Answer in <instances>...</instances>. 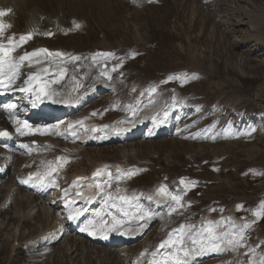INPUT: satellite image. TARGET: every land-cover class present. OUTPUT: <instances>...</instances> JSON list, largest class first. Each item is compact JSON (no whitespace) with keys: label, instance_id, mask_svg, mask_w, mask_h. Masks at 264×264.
<instances>
[{"label":"rangeland","instance_id":"1","mask_svg":"<svg viewBox=\"0 0 264 264\" xmlns=\"http://www.w3.org/2000/svg\"><path fill=\"white\" fill-rule=\"evenodd\" d=\"M143 1L139 8L127 0H114L116 14L107 18L99 10L101 23L96 19V11L91 7L85 10L84 4L77 12L90 23L81 31L71 25L68 32L73 37L58 36L55 24L50 21L45 27L52 32L41 41L54 46L70 41V51L85 53L104 39L114 46L127 39L128 51L114 49L109 57L95 58L92 66L87 57L80 58L72 85L91 84L93 91L99 85L112 88L97 91L94 95L107 93L95 96L98 101L86 113L102 125L111 119L110 105L122 97L120 102L130 99L128 111L113 116L115 119H130L137 109L143 110L145 103L158 101L159 110L152 119L160 120L171 103L176 110L172 116L175 128L172 120V125H166L171 134L160 137L152 120L142 134L147 137L136 143L114 140L104 144L110 148L90 146L87 154L78 156L75 149L82 151L88 145L85 139L89 128L84 124L82 136L65 144L74 150H64L68 160L58 167L56 174L61 188L47 198L53 205L61 192L71 186L68 176L77 172L89 176L92 191L98 190L97 183L106 176L111 181L116 177L114 182L109 183V179L105 182L110 187L108 193H112V204L124 210H119L121 213L128 214L129 205L130 209L138 205V216L145 217L156 210L167 219L164 224L156 221L153 230L124 254L128 264L131 253L147 241L153 249L161 230V235L170 234L172 248L182 261L197 258L198 264H264V0ZM37 4H42L41 0ZM63 12L70 21V12L66 9ZM135 12L139 15L136 21L132 20ZM239 19L245 21L238 24ZM19 23L16 22L10 36L16 38L27 29L25 17ZM136 32L152 40L145 37L147 45L139 47L133 41ZM30 66L22 67L24 78ZM131 86L133 92L125 97L124 90ZM115 90L120 93L118 97ZM172 93L177 94L174 102ZM18 98L26 112L34 108L35 103L28 101L27 96ZM184 100L188 107L182 106ZM42 122L37 124L43 126ZM70 123L62 121L58 130L69 136ZM143 130L139 131V137ZM40 135L41 139L47 136ZM54 141L60 145L67 142L63 137ZM54 144L45 156L57 161L58 155L54 153L58 149ZM121 149L124 152L117 154ZM104 161L110 163L108 168ZM20 163L14 164L0 183V264H91L82 247L73 252V241L70 240V246L67 236L54 245L51 244L54 238L50 237L33 249L36 243L31 240L42 226V231L49 233L59 229L62 219L55 218L60 211L54 207L49 211L50 220L42 223L31 212L27 200L30 195L19 187L11 200L8 198L10 179L19 175L14 173ZM154 184L169 200L164 208L160 203L152 205L147 190ZM43 205L49 206L39 204L41 212ZM70 247L72 257L68 254ZM209 248L214 252L210 254Z\"/></svg>","mask_w":264,"mask_h":264},{"label":"bare ground","instance_id":"2","mask_svg":"<svg viewBox=\"0 0 264 264\" xmlns=\"http://www.w3.org/2000/svg\"><path fill=\"white\" fill-rule=\"evenodd\" d=\"M31 1L33 0H0V79L4 80L5 84L8 83L10 84L9 89L0 90V125L2 124L4 126L13 127L14 135H15L14 139L12 140H8L3 143L0 142V160L8 161L10 163L9 165L10 167H8L6 171L7 173L14 164L21 161L20 165L16 167L15 173L18 174L21 173L23 176H25L28 171L34 172L35 170L43 169L44 171H49V173L53 175L52 180H56L54 178L56 167L61 165L60 163H62V161H65V157L67 156L66 155L67 151L65 152L64 150H71V151L74 150V147H72L71 145L65 146L66 143L70 144L69 143L70 141L77 140L76 135H74L72 131L75 128H77L78 134L80 133V136H82L83 132L81 133V128L83 127V125L82 123H80V119L83 117H85L84 124L89 122H91V124H90V130L88 131V134H86L87 136L85 139L86 143L88 144L87 147H85L82 151H80V149L77 148L75 149L74 154H78V156L80 155L79 153L87 154V151L88 150L90 151L89 149L91 148L90 146L98 145L100 147H98L97 149H102V147L104 148L106 147L104 144H108L109 142L114 140L119 141V139H122L121 141L123 143L129 140H134L136 143V140L137 141L141 140L146 136V134L142 136L143 132H145V130L147 129V128L146 129L143 128L144 130L141 132V137H139L140 135L139 131L141 130L140 128L143 127L146 122H147L146 125L148 127L150 122H152V120L155 123V128L158 130L160 137L168 136L169 134H171L170 132L171 130H168V128L166 129V125L168 123H171L172 125V120H173L172 116L175 114L176 110L175 107L170 102H169L170 106L167 103L168 107L165 108L160 120L152 119L154 117L153 114H155L157 110H159V106L158 108H156L158 101L145 103L142 107L143 110L141 111L135 108L137 109L136 113L134 112L135 113L134 115L131 114L133 116L130 119H128L129 118L128 117L127 118L128 120L123 118L119 120V119H115L113 116L115 115L120 116V114L124 113L126 110L128 111L130 99L128 98L127 102L126 101L120 102V100L122 101V97H118L120 93L116 90H115L116 91L115 95L116 97H118V101L115 104L110 105L111 119L104 122L107 124L103 123L99 127V131L97 134H95V132L93 131V126L99 124L97 122V118L88 115L86 113V110L89 108L91 109L98 101L95 98V96L100 95L99 97H102L105 95V93H107V91L103 92L102 94L98 93L97 95H90L89 93H91L90 91L91 84L90 85L87 84L85 87L81 85H76V86L72 85L71 82L72 81L75 82L74 72L78 70L80 58L87 57V60H89L88 62L91 64L90 66H92L94 64L93 60L95 58L100 59V58L109 57L112 54V50L117 49L118 47L124 48L125 51H128L126 50L128 47L126 43L127 39H124L123 45L121 43H118L117 46H114L113 44L109 43L107 39L106 40L104 39L103 41H100L99 44H96L92 50H88L85 53H75L70 51V49H68L70 45L69 40L67 44L65 43L55 46L54 45L51 46L43 42H38L36 44H33L31 42V39H33L34 36H38L39 38L41 37L47 38L46 36L49 35V33L52 32V30L49 32V28L45 27V24L50 23V21H52V23L55 24L54 26H55L56 35L65 36L66 38L69 39L73 37V35L69 34L68 32L70 27H72L71 25L77 26V29L74 28V30L81 31L86 24L90 23V22L88 23V19L86 17L81 16L77 12V9L79 8L81 10L82 7H84V4L86 7L85 10H87V7H91L92 11H96L95 16L98 17L96 19L98 20L99 23H101L100 20L102 17L101 14H98L99 10L103 11V13L106 15L107 18H112V16L115 15L118 10V8L114 7L113 5L114 0H41L42 4H37L40 2V0H38V2H34L37 0H34L33 2ZM127 1L131 5L137 6L139 8H141L143 3L141 0H127ZM66 7L69 8L67 9ZM64 9L70 12L69 14L70 21L69 19L65 18V15L63 14ZM137 16L139 15L137 12H135V15L133 16L132 20L136 21ZM23 17H25L26 23H28L27 29L21 31L18 38H14L13 36H10L9 33L13 31V29H15L16 22L17 25H19L20 24L19 22L20 20L22 21ZM242 21H240L239 19L238 24H241ZM22 33L23 34L32 33V38L27 39L26 37L23 36L20 37ZM139 33L140 32H136L135 34L133 33V36L136 35L133 41L139 47H144L147 45L146 43L147 41L145 39L147 35L146 34L140 35ZM90 35L91 33L88 34V37ZM151 38L152 37H150L149 39L147 37L148 40H152ZM43 45H46L51 48L52 56H48L42 51L41 47ZM101 48L104 50H101ZM79 54H83V55H79ZM101 55H103V57ZM28 64L31 65L30 68L32 69V71L30 75L27 76V78H24L22 67ZM106 73H109V71ZM39 82H44L48 85V95L42 100H38L37 97L32 98V100H35L37 103L34 105V108L30 110V112H26L23 110V108L20 105L21 97L20 98L18 97L22 95L30 98L31 92L34 90L36 84ZM73 87H75V89L72 90ZM99 87L100 89L96 90V92L97 91L100 92L102 90L103 91L109 90L108 88L112 89L111 87L106 88L100 85ZM133 90H134L133 86L126 87L123 94L126 95L125 97H129L131 92H133ZM82 96L83 98H81ZM159 96L160 97L163 96V93H161ZM49 101L53 102V106L49 108H44L43 107L44 104ZM76 104H79L77 109H75ZM54 106H58V109L55 112L53 110ZM64 109L68 110L66 111L67 116H65V118L63 117L59 119H53L52 116H50L51 114H55V113L60 114V112L63 111ZM50 118L52 120H48ZM38 119H47L48 121H50L46 123L49 124V126H47L46 128H41L37 125H32ZM64 119H71V123H70L71 128H70L69 136L65 135L63 131L58 130L60 123ZM29 122H33V123L29 124ZM173 125L175 128V120H173ZM25 126H28L29 128ZM44 129H46L45 133L43 132ZM115 130L119 131L118 135L114 134ZM130 131L134 132L133 135L129 137L126 136L129 134ZM40 134H46L47 136L53 139H58L60 137H63L67 141L61 143V145H59L58 143L54 144L56 148L59 150L55 154H58V156H60L61 159L58 158V161L54 162L55 165L51 166L50 168H48L50 162L47 160L45 154L49 149L52 148V145H46L47 147L44 148L45 140L48 139L46 137L44 139H40L39 137ZM25 140H29V142L27 144L25 143L22 144V142ZM33 140L38 141V145H36V147H34L33 150H37L39 145H42V150L38 151L39 153L29 158L28 147L32 146ZM15 141H19L20 144L15 145ZM52 141L54 142V140ZM8 147H10L9 150H7ZM106 148H110V147H106ZM117 151H118L117 154L124 152V150L122 149ZM95 156H102V155H95ZM26 158L29 159L25 161ZM104 162L106 165L105 167L108 168V165L110 166V163L107 164L106 161ZM116 167L120 168L118 165H116ZM47 168L48 170H45ZM2 177H4V175L0 177V183L3 180ZM17 178L18 176L17 177L14 176L10 179L9 185L12 186L10 190V196L15 195L16 187H19L21 190L27 192L26 185L24 183L26 179L24 178L23 180H19ZM107 179H109V183H110V182H114L116 180V177H114V181L110 180L112 178H107ZM34 181H35V185H34L35 189L32 190L31 192L29 191L27 192L30 195L27 197V200L29 201L31 212H35V216L36 217L39 216V218L38 217L37 218L43 221L42 223L46 221L48 222L50 220L49 211L52 210V204L49 205L47 208L45 207V205H43V208L41 209L42 212L38 210L39 209L38 206L39 204L41 205V203L43 202L44 204H48L49 199H46L45 196L49 194V191L41 190V188L37 184V179H34ZM107 188H109L107 183L102 184L99 191L93 193L94 196H97L96 204H98L97 205L98 207L96 206V208L91 214V217L86 221V223H84L82 234L78 236L72 233V231H70L68 228L60 227L59 231H52L54 234L52 238L54 239L51 242V244L54 245L58 243L57 235L62 232V229H64L65 233L68 234L67 237L69 238H67V241L70 246H71L70 240L73 241V247H72L74 248L73 252L75 253L78 250L80 251V247H82L81 249L82 252L88 255L89 259L88 258L87 259L90 260L91 264H128L124 260V254L127 251L129 250L131 251L132 249H134V247H136L138 241H136L135 244L133 243V241L142 238L148 232L152 231L153 225L155 224L156 221H158V223H160L161 221L162 224L167 222V219L163 217V214L157 213L156 210H153L151 214L146 215L145 217H142V214L138 216L136 212V210L138 209V205H136V203L134 209L133 208L130 209V205H129L127 211L129 215L125 213H121L119 210L117 212H120L121 214L120 213L117 214L114 211V208L111 204L110 196L112 193L108 195V201H106L105 199L102 200V196H104V194L106 193ZM158 188H159L158 185L155 184L152 186L149 185L147 192L149 191L148 195L150 199L153 200V203L151 202L152 205L158 204L159 206L161 204L163 205L161 207L164 208L165 201H169V200H167L163 196V194L162 195L160 194ZM21 204L24 203L21 202ZM56 216L58 218L61 217L60 214H57ZM77 226L78 225H76L75 227ZM42 229L39 230L37 236H34L32 238L33 240L35 239L34 241L36 243L32 245L33 249H38V244L48 241V239L51 237L50 234H45L42 231ZM120 232L122 233L120 234ZM158 233H159V235L157 236L158 239L156 238L154 247H152L153 249H151L150 247L151 242L147 241L146 243L143 244L141 248L131 253L129 264H198L199 263L200 260L197 262L196 261L198 260L197 258L195 260L196 262L194 261V258H189L186 261L179 260L176 252L172 248L173 246L171 242L173 239H171L170 236H168L170 234L161 235L162 230ZM90 235H92V239H88ZM159 241L164 242V248L161 250V252L156 250V246ZM51 246L49 248L50 251L52 250ZM214 248L216 249L217 247ZM68 250L70 251V252L68 251V254H70V256L72 257L71 247L68 248ZM50 251L49 252L47 251V253L49 254ZM212 252L214 251L210 249V254ZM35 253H37V251ZM205 261L207 260L205 259ZM211 263L212 262H210L209 264Z\"/></svg>","mask_w":264,"mask_h":264}]
</instances>
